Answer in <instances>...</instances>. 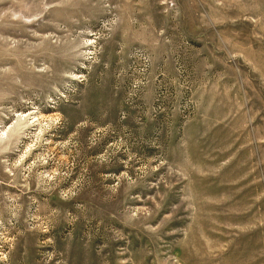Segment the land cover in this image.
Instances as JSON below:
<instances>
[{
	"label": "rangeland",
	"instance_id": "1",
	"mask_svg": "<svg viewBox=\"0 0 264 264\" xmlns=\"http://www.w3.org/2000/svg\"><path fill=\"white\" fill-rule=\"evenodd\" d=\"M0 264H264V0H0Z\"/></svg>",
	"mask_w": 264,
	"mask_h": 264
}]
</instances>
